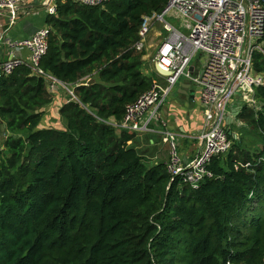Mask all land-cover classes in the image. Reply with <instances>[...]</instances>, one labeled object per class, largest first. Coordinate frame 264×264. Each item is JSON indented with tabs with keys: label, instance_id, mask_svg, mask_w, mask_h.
<instances>
[{
	"label": "trees",
	"instance_id": "obj_1",
	"mask_svg": "<svg viewBox=\"0 0 264 264\" xmlns=\"http://www.w3.org/2000/svg\"><path fill=\"white\" fill-rule=\"evenodd\" d=\"M169 1L60 2L47 15L40 69L73 92L64 129H39L54 97L28 64L0 80V264H264V142L251 152L230 136L195 189L106 123L153 87L136 44ZM253 66L264 76V54ZM255 100L238 120L264 140V86Z\"/></svg>",
	"mask_w": 264,
	"mask_h": 264
},
{
	"label": "built area",
	"instance_id": "obj_2",
	"mask_svg": "<svg viewBox=\"0 0 264 264\" xmlns=\"http://www.w3.org/2000/svg\"><path fill=\"white\" fill-rule=\"evenodd\" d=\"M111 1L0 0V11H7L14 22L19 8L27 4H41L48 15H56L60 2L102 7ZM169 16L188 21L189 33L167 22ZM155 23L162 24L167 35L158 46L154 68L159 66L170 76H162L156 71L165 84L154 81L151 90L126 107L122 121L110 119L106 123L138 134L155 132L158 124L163 125L164 129L159 132L170 151L169 173L198 189L201 182L213 177L209 170L212 160L232 149L230 136L236 137V134L231 130L229 133L228 118L235 105L243 102L244 106H255L256 89L264 86V76L257 74L253 66L255 53L264 54V5L262 0H170L161 14L145 18L136 44L138 51L144 50L146 38ZM48 40L47 26L27 39L8 42L6 45L12 57L0 60V80L28 64L36 75L48 81L50 92L54 93L60 82L40 69V62L48 51ZM2 42L3 38H0V45ZM24 49L30 52L29 63L16 57V52ZM182 80L192 83L202 111L200 132L195 137L201 147L189 162H184L180 154L179 133L161 122L167 97Z\"/></svg>",
	"mask_w": 264,
	"mask_h": 264
},
{
	"label": "crops",
	"instance_id": "obj_3",
	"mask_svg": "<svg viewBox=\"0 0 264 264\" xmlns=\"http://www.w3.org/2000/svg\"><path fill=\"white\" fill-rule=\"evenodd\" d=\"M47 15L46 8L36 3L20 7L14 22H12V17L7 11H0V38H3L0 45V60L4 61L12 57L9 55L10 50L6 45L8 42L12 43L27 39L37 30L46 28ZM16 57L29 63L30 52L26 49L19 50L16 52ZM184 82V80L180 81L175 87L177 97L171 99L167 104L165 103L161 122L166 124L165 127L179 133L180 154L184 162H189L196 157L201 147V143L195 137L200 132L202 111L197 96L193 102L189 95L185 97L183 94L181 85ZM164 84L165 80H163ZM60 85L71 95L72 90L66 88V85L64 86L62 83ZM52 94L54 97L53 102L44 108L45 115L39 129L65 128V123L59 116V110L64 104L68 103L69 97L66 92L57 87ZM162 129H164L163 125L158 124L155 132L139 134V148L146 150L148 160L154 163H167L170 157L169 147L163 143L159 132ZM1 148L2 144L0 142Z\"/></svg>",
	"mask_w": 264,
	"mask_h": 264
},
{
	"label": "rangeland",
	"instance_id": "obj_4",
	"mask_svg": "<svg viewBox=\"0 0 264 264\" xmlns=\"http://www.w3.org/2000/svg\"><path fill=\"white\" fill-rule=\"evenodd\" d=\"M184 20L185 19L183 18L177 19L173 16H169L167 18V22L175 25L183 32L189 33V29L187 27L188 21H184ZM165 35H167V32L164 31L163 25L159 23H155L152 27V30L150 31L149 35L146 38V43H145V48H144L146 52V56L144 58L147 62L145 69L148 70V73L154 74L153 81L155 82L157 81L161 85H163V79L159 77L158 74L155 73L153 60L156 56L158 46L161 44V42L165 38ZM57 88L66 92L68 97L71 96L69 95L67 91L64 90V88H62L60 84H57ZM176 97H177V91L174 88L172 92L170 93V95L167 97L166 104L169 101H171V99L176 98ZM237 105L243 106L244 104L243 102H239L235 105V107ZM230 130L233 132V134H236V137L233 135L235 139L234 142H240L241 146L245 148L246 150H250L251 152H256V151L259 152L262 150L263 142H264L263 138L259 137L255 133L251 132L247 127L240 124L239 120H236L233 124L230 125ZM226 156H224V158H226Z\"/></svg>",
	"mask_w": 264,
	"mask_h": 264
},
{
	"label": "water",
	"instance_id": "obj_5",
	"mask_svg": "<svg viewBox=\"0 0 264 264\" xmlns=\"http://www.w3.org/2000/svg\"><path fill=\"white\" fill-rule=\"evenodd\" d=\"M193 67L190 69L192 71ZM156 71L161 74L162 76H170V73L162 70L159 66H156ZM185 82L181 85L182 89H183V94L185 95V97H187L188 95L190 96V99L194 102L196 99V91L193 88V85L190 81L184 80ZM93 81H89L88 85L92 84ZM181 89V91H182ZM239 99V97H238ZM239 103V102H238ZM244 106V105H243ZM241 108L242 106L237 105L231 112V116L228 118V124L229 126L231 124L234 123V121L238 120V116L241 112ZM229 133L231 134L232 132L229 129ZM6 136V126L4 123H1V134H0V142L3 141V139ZM3 149V148H2ZM6 153H8V151H6Z\"/></svg>",
	"mask_w": 264,
	"mask_h": 264
}]
</instances>
